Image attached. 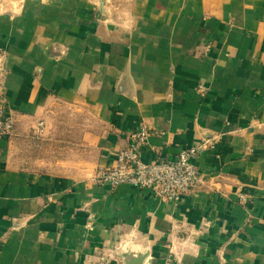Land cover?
<instances>
[{
  "label": "crops",
  "instance_id": "obj_1",
  "mask_svg": "<svg viewBox=\"0 0 264 264\" xmlns=\"http://www.w3.org/2000/svg\"><path fill=\"white\" fill-rule=\"evenodd\" d=\"M0 96V264H264V0H0ZM55 104L89 127L36 170L14 135ZM142 126L144 162L213 141L178 202L94 178Z\"/></svg>",
  "mask_w": 264,
  "mask_h": 264
},
{
  "label": "built area",
  "instance_id": "obj_2",
  "mask_svg": "<svg viewBox=\"0 0 264 264\" xmlns=\"http://www.w3.org/2000/svg\"><path fill=\"white\" fill-rule=\"evenodd\" d=\"M14 131V121L7 104L0 96V140L9 138ZM150 131L142 126L127 133V145L117 152L115 163L107 168L97 169L94 178L112 186L125 184L138 189H149L163 201L178 202L201 182L193 164L199 153L212 147L208 139L180 150L174 159L156 156L149 162L141 159L142 149L148 144ZM241 202L245 196L239 193Z\"/></svg>",
  "mask_w": 264,
  "mask_h": 264
},
{
  "label": "rangeland",
  "instance_id": "obj_3",
  "mask_svg": "<svg viewBox=\"0 0 264 264\" xmlns=\"http://www.w3.org/2000/svg\"><path fill=\"white\" fill-rule=\"evenodd\" d=\"M49 110V111H48ZM44 114L42 121L24 120L14 135V148L20 160L31 164L36 170L67 168L75 159V134L86 130L87 115L69 105H52ZM82 131V132H83ZM79 154H82L78 150ZM89 151H83L88 158ZM78 158V157H77Z\"/></svg>",
  "mask_w": 264,
  "mask_h": 264
}]
</instances>
